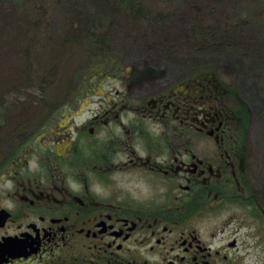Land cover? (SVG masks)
Wrapping results in <instances>:
<instances>
[{
    "label": "flooded vegetation",
    "instance_id": "obj_1",
    "mask_svg": "<svg viewBox=\"0 0 264 264\" xmlns=\"http://www.w3.org/2000/svg\"><path fill=\"white\" fill-rule=\"evenodd\" d=\"M111 74L34 136L0 111V264H262L247 108L207 72L146 93Z\"/></svg>",
    "mask_w": 264,
    "mask_h": 264
},
{
    "label": "rangeland",
    "instance_id": "obj_2",
    "mask_svg": "<svg viewBox=\"0 0 264 264\" xmlns=\"http://www.w3.org/2000/svg\"><path fill=\"white\" fill-rule=\"evenodd\" d=\"M105 70L117 87L145 80L141 93L209 73L231 106L249 104L264 158V0H0V111L22 138L63 107L78 110Z\"/></svg>",
    "mask_w": 264,
    "mask_h": 264
}]
</instances>
